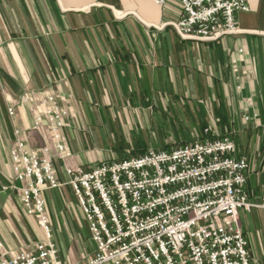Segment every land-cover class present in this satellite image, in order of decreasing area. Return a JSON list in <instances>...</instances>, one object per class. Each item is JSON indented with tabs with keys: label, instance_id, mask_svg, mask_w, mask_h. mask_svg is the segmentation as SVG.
<instances>
[{
	"label": "crops",
	"instance_id": "0c3cea01",
	"mask_svg": "<svg viewBox=\"0 0 264 264\" xmlns=\"http://www.w3.org/2000/svg\"><path fill=\"white\" fill-rule=\"evenodd\" d=\"M180 12L173 0H0L3 182L11 181L14 129L32 126L21 96L52 91L68 109L62 132L71 155L54 159L61 185L44 192L50 223L59 227L53 242L81 229L75 219L85 221L71 199L65 209L51 204L65 187L73 194L66 165L167 149L188 142L178 141L183 134L204 138L205 127L209 138L229 134L237 155L264 153V0H247V9L237 11L238 34L208 42L178 36L172 23ZM250 160L259 166L264 155ZM14 192L0 190V241L16 251L44 233Z\"/></svg>",
	"mask_w": 264,
	"mask_h": 264
},
{
	"label": "built area",
	"instance_id": "2783aa9c",
	"mask_svg": "<svg viewBox=\"0 0 264 264\" xmlns=\"http://www.w3.org/2000/svg\"><path fill=\"white\" fill-rule=\"evenodd\" d=\"M173 1L181 7L173 29L192 41L238 34L236 13L247 9V0ZM19 100L29 106L32 126L13 131L12 176L2 189L16 192L44 238L16 251L0 241V264H63L43 192L61 185L54 159L71 155L62 132L68 109L52 91L28 92ZM7 111L15 115L14 106ZM210 131L205 127L204 138L167 149L65 166L93 243L87 264H254L239 215L256 208L264 219V162L254 166L237 155L229 134L209 138Z\"/></svg>",
	"mask_w": 264,
	"mask_h": 264
},
{
	"label": "rangeland",
	"instance_id": "374dc122",
	"mask_svg": "<svg viewBox=\"0 0 264 264\" xmlns=\"http://www.w3.org/2000/svg\"><path fill=\"white\" fill-rule=\"evenodd\" d=\"M197 131H193V135H196ZM187 135H180L178 137V141L182 140H188L191 141L192 139L196 138V136H193L192 138H187ZM158 145V144H157ZM182 145V144H180ZM179 146V145H175ZM154 148H163V146H153ZM152 147V148H153ZM169 147H173L172 145ZM168 147V148H169ZM264 151V150H263ZM251 154V153H250ZM248 157L251 159L260 160V158L263 157L264 153H261L259 155H256L255 157L252 156V154ZM62 161H64L62 159ZM258 166V165H256ZM0 190L3 191V186L9 185L10 182L5 181L3 182L0 178ZM13 192L11 189L8 188L5 190V192ZM45 192V191H44ZM43 192V197H44ZM16 194V192H14ZM61 193V192H58ZM256 194H259L258 190L256 191ZM12 195V194H11ZM45 198V197H44ZM66 198H69L72 200L74 205L77 203L76 197L72 194L71 191H67L66 187L64 188V193L62 195H56L52 198L51 204H55L56 208L60 207V203H62L63 208H66L65 203L69 200ZM66 200V201H65ZM252 202H258L259 199L257 198H251ZM46 203V210L48 211L49 203L47 199L45 198ZM76 208V207H75ZM3 214L0 213V219H2ZM35 219V218H34ZM36 221V220H35ZM75 224L81 229H73L72 231L62 232L59 233L58 238L59 240H55L58 245L59 249V256L61 260L64 262L63 264H87L91 252V244L90 241H88L87 236V230H86V223L85 221L81 219H75ZM239 222L241 223V227L243 231L245 232V235L247 236L249 240V251L251 252L252 259L254 261V264H264V219H263V213L260 209L253 208L250 212L243 210H240L239 215ZM49 227L51 228V236L53 237L56 234V231H58L59 227L56 226V224H49ZM33 244V243H32ZM30 244V245H32ZM29 245V246H30Z\"/></svg>",
	"mask_w": 264,
	"mask_h": 264
}]
</instances>
